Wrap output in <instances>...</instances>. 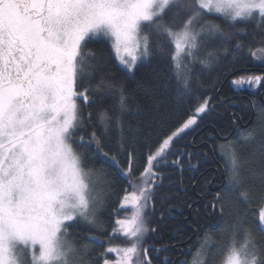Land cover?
Segmentation results:
<instances>
[{"label": "snow or ice", "instance_id": "6c2138e0", "mask_svg": "<svg viewBox=\"0 0 264 264\" xmlns=\"http://www.w3.org/2000/svg\"><path fill=\"white\" fill-rule=\"evenodd\" d=\"M99 37L128 73L150 57L165 60L175 99L153 102L168 81L145 80L130 102L123 84L95 80L100 62L89 45ZM245 57L264 63V0H0V264H172L160 260L166 248L148 242L157 232L149 209L166 166L183 170L181 160L169 161L176 143L215 111L211 97L198 94L202 70ZM262 82L264 75L232 80L253 89ZM105 93L118 96V114L99 112L98 131L83 109ZM186 103H194L190 115ZM237 119L230 118L235 141H226L227 152L219 145L228 183L201 191L206 216L223 218L225 198L237 211L218 255L209 250L202 264H264V136H243ZM117 180L127 187L108 227L103 212ZM253 199L260 206L249 224ZM200 213L185 220L194 231Z\"/></svg>", "mask_w": 264, "mask_h": 264}, {"label": "trees", "instance_id": "16d2710c", "mask_svg": "<svg viewBox=\"0 0 264 264\" xmlns=\"http://www.w3.org/2000/svg\"><path fill=\"white\" fill-rule=\"evenodd\" d=\"M216 22L219 23L220 20L217 19ZM248 32L250 38L253 29L249 27ZM89 48L96 53L100 62L95 73V80L104 77L117 84H123L130 102L136 101L140 96L139 86L149 79L158 80L161 84L168 81L167 92L163 86L153 92V102L160 103L167 102L170 98L175 99L173 89L176 81L172 78L169 65L165 60L157 56L150 57L148 61L138 64L134 73H128L115 59L107 38H96ZM201 68L202 66L197 65L198 71ZM248 75H264V63L251 57H245L233 63L229 58L222 60L214 68L202 70L201 81L204 87L198 88V94L201 97H211L215 111L196 130L190 131L184 139L176 143L173 154L169 156V161L181 160L183 170L173 167L170 163L166 166L162 194L156 198L155 211L150 210L149 212V227H155L157 232L150 233L148 242L157 248L167 249L160 254L161 261L166 256L172 260L179 259L181 263L186 261V264H202L209 250L212 255H218V246L222 239H226L224 230L233 219L237 211L236 207L228 198H225L223 218H220L219 213L215 217L206 216L203 206L208 203V200L201 195V191L206 187L215 190L228 183L226 155L219 150V145L221 143L226 145L227 140L235 141L236 139L237 133L232 131L233 125L230 123L232 116L238 117L237 124L243 136L247 137L251 133L256 140L264 136V107H262L264 106V82L255 89L249 85L234 86L232 84L233 79ZM194 103L184 105L189 115ZM118 104L117 95L105 93L102 101H97L92 107H85L83 109L85 115L88 112L93 113V122L88 127L99 131L101 125L97 114L102 111L113 115L118 114ZM131 115L132 113H126L125 117L128 118ZM178 118H183V113ZM129 122L135 125L136 120L131 119ZM155 135L154 133L153 139ZM111 147L114 151L115 140L112 141ZM224 152H227V145ZM119 159L123 164L124 156L120 155ZM92 164L97 171L112 172V168H102L99 160H92ZM190 164L197 165V167L191 168ZM125 187L127 185L123 180H117L114 183V190L109 195L103 212V220L108 227L113 223L119 195ZM259 206L258 199H253L246 206L245 211L248 213L249 224L257 221L256 213L259 211ZM197 208L201 210V213L198 230L194 231L185 220L187 218L191 221L192 213ZM125 212L127 210H121V216ZM99 251L101 249H97L94 255H98ZM113 257L109 254V258L113 259Z\"/></svg>", "mask_w": 264, "mask_h": 264}, {"label": "rangeland", "instance_id": "374dc122", "mask_svg": "<svg viewBox=\"0 0 264 264\" xmlns=\"http://www.w3.org/2000/svg\"><path fill=\"white\" fill-rule=\"evenodd\" d=\"M150 210L151 209H149V212H150ZM131 212V209H127V213H130ZM148 217H149V213H148ZM148 217H147V220H148ZM149 235H150V233H149ZM112 255V254H111ZM115 257H113V259H114Z\"/></svg>", "mask_w": 264, "mask_h": 264}, {"label": "flooded vegetation", "instance_id": "af4514ba", "mask_svg": "<svg viewBox=\"0 0 264 264\" xmlns=\"http://www.w3.org/2000/svg\"><path fill=\"white\" fill-rule=\"evenodd\" d=\"M169 259L172 261L173 264H175V262L179 260V259L178 260H172L170 257H169ZM181 264H184V263H181Z\"/></svg>", "mask_w": 264, "mask_h": 264}]
</instances>
